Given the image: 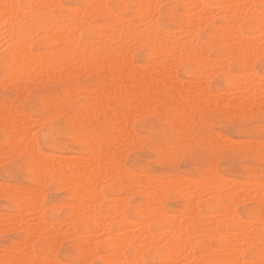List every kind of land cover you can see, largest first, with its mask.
Listing matches in <instances>:
<instances>
[{"label":"bare ground","instance_id":"obj_1","mask_svg":"<svg viewBox=\"0 0 264 264\" xmlns=\"http://www.w3.org/2000/svg\"><path fill=\"white\" fill-rule=\"evenodd\" d=\"M127 1L115 0V4H119L121 7ZM129 1L134 6L133 19L114 13L110 6L111 0H85L84 5L79 7L75 5L74 9H70L68 13H62L58 9L60 6L58 0H25L28 7L24 8H29L28 10L21 9L18 6V0L16 2L14 0H0V48L5 53L3 64L6 65V75H8L7 72L10 69L15 71L22 68L23 73L26 70L31 76H45L52 73L53 70L63 73L72 67L74 70L76 69L74 67L85 68L88 65L90 66V63L97 61L107 66L106 71H113L116 80L84 94L86 103L81 105V109L87 117H91L89 112L93 109L109 110L118 108L113 112L108 111L107 117L110 126L102 135V137L105 136L104 138L101 137L99 141L94 142L88 138L92 135L75 134V136L87 137L84 144L88 153L80 154V156L73 157V159H57L55 156L56 160L54 161L39 157V150L36 151L34 149L36 147L34 146L35 143L32 144L36 138L32 140L33 137H30L33 142H29L30 140L27 138V141L24 137L36 136L31 133V130H33L30 128L31 122L29 119H31V116L30 118L26 117L27 115L25 116L20 109H0V129L8 137L10 144L8 145L14 146L18 150H25L24 153L30 158L31 174L29 178L38 185L41 183L42 173L45 171L47 173V170H49L61 182L62 185L60 184L59 187L64 186V188H67L72 198L69 205L67 202H63L64 205L67 203L66 206L68 205L69 208L65 218H57L58 221L55 222L56 219L53 223L44 220L43 202L41 201L43 195L41 196L40 189V192L37 188L25 190V188H20L22 187L20 185H18L20 187L15 185L3 188L0 195L8 197L10 201L17 205L18 211L13 213L14 216L12 214V221L14 219L13 222H17V225L20 223L26 234L24 233L25 237L20 242H15L13 245L0 249V264H65L55 253L60 230L69 234L66 235V238L70 236L77 240L74 244L77 264L92 262L94 259H98L100 264H158L156 263L158 259L161 262L159 264H264V188L261 189L262 192H258V190L254 194L250 184V188H248L251 189L253 195L249 190L247 192L241 190L242 193H246V195L244 194L247 196L246 198H248V195L251 196L248 201L250 199L256 203L255 209L250 211V214L254 217L253 219L256 220L254 221L251 218L253 222L251 219H249L251 222L245 221L246 219L244 220L235 211L234 207L241 202V198L244 196L235 188L232 190L233 187H231V191L229 190L230 192L224 194L229 200L227 203L220 202V197L212 198L208 206L212 208V210L210 209L211 212L213 211L210 212L212 215L199 210L195 206V199L187 202L185 212L181 215L174 212V214L170 213L168 215L165 214V211L160 212H164L160 214L158 204L157 206L147 203L140 204L135 208L136 216L141 218L140 220H129L127 218V212L118 203L119 201H125L126 203V200H116L103 207L100 206L108 198V196L105 197L102 191V179L109 176L108 181L116 173L126 175L131 172V170L127 172L126 167L124 168L121 165L123 159L120 161V156L123 154H121L122 141L119 138L123 135L126 136L128 133L125 131H128L131 127L127 124L128 113L127 111L123 113L120 105V100L124 99L127 93H130L127 88L151 89L157 87L159 83H164L180 93L177 97L178 101L183 99L207 100L209 103H218L220 107L229 106L232 110H239L244 113L252 108L264 107V76L254 71L252 63L254 55H264V0H259L258 4L253 3L252 0H245L246 3H242L246 4L244 7L240 4L242 0H218L216 4H209L204 0H178L184 6V11L182 14L179 13L181 23L174 29H167V27L163 29L158 23V17L155 13H158V2H161V0ZM71 7L73 8V6ZM53 10H56V14L52 13ZM215 11L219 12L218 16L220 13L222 14L223 18L219 23H216L213 19L214 15L212 16V14L216 13ZM241 15L244 17L246 27L248 26L247 30L252 27H249V20L252 19L256 22L252 32L247 33L235 23V19H239ZM205 24L210 26V30L205 35H201L199 31ZM32 44L41 46L43 49L39 52H33L31 50ZM137 48L146 50L144 56L146 63L143 62L144 66L142 67L136 66V63H133L131 59V54ZM211 54L216 55V57L212 58ZM173 59L175 63L180 61V63L185 64L188 74L197 79L201 78L200 81L204 79L206 74L219 73L232 89H237L236 92H234L235 89L234 91L232 89L228 91V93H235L234 100L223 99L219 101L220 103L215 102L216 96L212 94L213 92L204 83V80L203 83L199 81L200 85L198 86L195 84L196 82L188 78L191 79V82H194V84L191 83V85H194L192 87L184 84L185 81H179L177 71L173 68L175 64L171 62ZM231 59H238L239 65L245 70L241 71V73L244 72L242 75L230 71L227 63ZM171 63L174 65L172 66ZM5 74L3 77H7ZM12 74L13 72L9 73V76ZM195 85L198 87H195ZM161 86L159 87L161 88ZM193 87L199 90H195ZM221 95H223L222 92ZM219 98L221 99V97ZM62 105L64 106V104ZM137 108L140 111V108ZM132 110L136 111L135 109ZM115 114L117 115L114 116ZM110 117L113 118L109 119ZM170 118L172 117L170 116ZM170 118L168 117V119ZM123 151L125 152V150ZM47 154L49 155L46 152ZM11 156H15L14 153ZM11 156L8 158H11ZM119 167H123V169L119 171ZM142 173L140 176L135 173L136 176L133 177L139 187L138 193L147 196L150 202H155L158 199V193L161 194L158 190L161 179L159 183L156 181L157 179L155 180L151 176ZM132 174L134 175V171ZM176 177H171L173 182ZM178 177L175 180L176 182H180L182 178V176ZM167 178L169 182L171 179ZM190 179L192 178L190 177ZM163 180L165 181V179ZM182 180L185 179L182 178ZM192 181L194 182L193 179ZM216 181L214 184H211V181L209 183L214 185L211 188L212 191L214 188L218 189L221 186L222 181L221 183L217 182V185L220 186L215 187ZM173 182L169 184L173 185V189L177 188L178 190L180 187L174 186L178 184H173ZM181 182L180 184L183 185V182ZM238 182L237 185H240L241 182ZM250 182L254 181L250 180ZM206 183L205 185H207ZM188 184L190 183L188 182ZM171 185L170 189H172ZM194 185H197V183ZM205 185L201 184L199 188L204 186V191H206ZM229 185H233V182ZM242 185L244 184L240 186ZM261 185L263 187V184ZM183 186L181 187L183 188ZM255 186L258 187V185ZM168 187L167 189H169ZM242 187L248 189L245 185ZM192 188L188 187L190 190L188 191H194V188L198 187L194 186ZM170 189L168 191H171ZM224 189L228 190L229 188L225 187ZM238 190L240 189L238 188ZM186 191L187 189L184 193ZM199 191H202V189H199ZM196 192H194V195ZM219 192L222 197L221 191ZM249 192L250 194H248ZM188 194L186 193L185 196ZM127 197H124V199ZM194 198L196 197L194 196ZM118 199L121 198L118 197ZM5 215H2L0 211V224L2 225L5 222L1 223V218L9 217L8 213V217H5ZM161 218L166 221L165 226L158 225V219ZM7 222L9 221L7 220ZM73 222L76 226H71ZM6 224L5 226L8 227V224ZM9 224L14 225V223ZM54 224H58V226L56 225L58 228L53 226ZM39 233L48 238V241L43 244L45 251L42 254L30 244V240L33 239L31 236L34 234L37 236ZM95 237L96 240H94ZM153 247L156 250H153ZM158 247L163 249L164 252L158 251ZM124 250H127L129 254L125 255ZM247 256L251 257L252 261L247 260ZM66 264H69V262H66Z\"/></svg>","mask_w":264,"mask_h":264},{"label":"rangeland","instance_id":"obj_2","mask_svg":"<svg viewBox=\"0 0 264 264\" xmlns=\"http://www.w3.org/2000/svg\"><path fill=\"white\" fill-rule=\"evenodd\" d=\"M16 1L17 0H14V2ZM58 1L60 3L58 9L62 13H68L70 9H74L75 5L76 7H79L84 5L85 2V0ZM204 1L209 4H216L218 2V0ZM244 1L245 0H242V2L240 3L243 7L246 6V4H242L246 3V1ZM252 1L255 4L259 3V0ZM18 6L21 9L23 8V10L29 9H25L28 7L25 0H18ZM66 6L67 8H69H65ZM70 6H73V8H70ZM110 6L114 13L126 18L128 17L129 19L134 18V6L129 0L126 3H123L121 7L119 4H115V0H111ZM183 11L184 6L179 3L178 0H161V2H158V13H155V15L156 17H158V23L163 29H166V27L167 29H174L178 25H180V14H182ZM23 12L26 13L25 11ZM52 13L56 14V10H53ZM216 13H213L212 16L214 15L213 19L216 23H219L223 17L221 13L219 14V16V12ZM235 23L247 33L252 32V29L255 28L256 24V22L252 19L249 20V27H252L250 30H247L248 26L246 27L245 25L246 22L243 15H241L239 19H235ZM209 30L210 26L205 24L200 29L199 33L201 35H205V33ZM42 49L43 48L41 46H36L33 44L31 45V50L33 52H39ZM145 52L146 50L144 48H137L131 54V59L133 63H136V66L139 65L142 67L144 66V63H146L144 58ZM211 57H216V55L211 54ZM253 57L255 58H252L254 71L256 73H259V75L261 74V76H264V55L257 54ZM173 61L174 59L171 60V62ZM4 62L5 53L3 52L2 48H0V109H20L25 116L27 115L26 117L30 118L31 116V119H29L30 122L32 124L35 122L33 124L34 127L30 123V128L33 129L31 130V133L36 136L24 137L26 138V140L27 138L28 140H30L32 137V140L36 138L34 139L35 142H33L32 140H30L29 142L32 141L33 145L35 143L34 146L36 147H33L34 149H36V151L39 150V157H44L48 161H54L56 160V158L73 159V157L80 156V154H86L88 153V151L84 143L87 137L75 136V134L79 133L92 135L88 136V138L92 139V141L95 142L99 141L104 132L109 128L110 122L107 117L108 111L113 112L118 108H111L109 110L93 109L89 112L91 117H87L81 109V105L86 103L84 94H86L88 91H93L94 88L103 87V85L105 86L106 84H108V82L116 80V76L113 74V71H106L107 66L95 61V63L92 62L90 63V66L88 65L85 68L74 67L76 68L74 70L72 67L70 69L71 71L68 69L63 73L58 72L57 70H53L52 73L45 76H31L30 73L26 72V70L25 73H23V70H21L22 68L20 70L16 69L15 71L14 69H10L8 72L6 71L8 74L6 75L5 70L7 69L6 65L3 64ZM173 63L175 65L173 64V66L172 63L171 65L177 71L178 80H182V82L185 81L183 83L187 86L192 87L194 82H196L195 84L199 86L201 82L203 83L205 81L204 83L209 86V88L213 92L212 94H215L214 96H216L215 102H219L223 99H228L231 101L234 100L233 98L235 93H228V91H231L229 89L232 88L224 81L225 79L219 73L216 72V74L214 75L206 74L203 79L204 81H200L201 78L197 79L193 77V75L188 74V69L185 64L180 63V61H178L177 63ZM227 64L230 71L232 73L234 72V74L239 75L241 71H245L239 65L238 59H231ZM232 65H234V67H232ZM10 71L13 72V74L9 76V73H11ZM3 72L7 77H3ZM242 73L240 75H242ZM22 75L24 78L22 77ZM205 77H207V79H205ZM188 78H191L194 82H191V79L189 80ZM191 83L193 84L191 85ZM197 85H195V87ZM159 86H161L162 89ZM168 87L169 86L165 85L164 83H159L157 87L155 86L151 89H136V87H129L127 88V90H129L130 93H127L126 96H124V99L120 100V105L122 108L121 111H123V113H126L127 111V124L131 126L128 129L129 132L125 131L128 133L126 135L127 137L123 135L119 138L118 136V138L122 141L121 154L123 155L120 156V161L123 159V161H121V165L124 166V168L126 167L125 169L128 170L127 172H129L130 170L131 172L127 173L126 175H123L121 172V174L116 173V178L115 176H111L110 180L108 181L107 179H109V176H106V179H102V191L105 197L108 196L109 199L106 198V200L103 201L100 206L103 207L104 205L113 203L116 200H126L128 203H125V201H119L118 203H120V206L127 212V218L129 220H140L141 218H138L135 213V208L140 204L147 203L152 206H157L158 204V209L160 210L159 213L165 211V214L167 213L168 215L170 213H180L179 215H181L185 212L186 204H188L187 202L195 199V206L199 210L205 213L208 212V215H212L210 214L212 208L208 207L211 203L212 198L220 197V202L224 204L227 203L229 200L227 197H225L224 194L230 192L231 187H233L232 190L235 188L240 193H242L241 190L244 192H247L249 190L251 192V195H253L252 191L254 194H256V191L258 190V192H262L264 190H261L262 188H264V107L252 108L253 110L251 109L248 112L244 113L239 110H232L229 106L220 107L218 103H209L207 100L200 101L197 99H183L181 101H178L177 97L180 95V93L176 89ZM194 89L199 90L198 88ZM234 89H232V91H234ZM236 90L237 89H235L234 92H236ZM173 91L174 93H172ZM221 92L223 95H221ZM219 97H221V99ZM62 104H64V106ZM137 107L140 108V111ZM69 109L71 110L70 112ZM132 109H135L136 111ZM131 111L133 112L131 113ZM116 115L117 114H115L114 116ZM170 116L172 118H170ZM113 117H110L109 119H112ZM168 117L170 119H168ZM32 118L34 119L33 121ZM128 119L130 120L129 122ZM131 130L134 132H132ZM104 137L105 136H103L102 138ZM0 140V153L3 152V155L0 154V191H2L3 188L9 186L12 187L15 185L16 187L22 186L20 188H25V190L37 188L39 191L40 189V191L42 192L41 196L43 195L41 201L43 202L44 220L53 222L57 218L64 219L69 209L68 205L71 203H69V201H72V198L68 192L69 190L67 188H64V186H61L60 188L59 185L61 184V182L56 178L55 174L49 170H47V173L46 171L42 173L43 176L41 175L42 177L40 179L41 183L37 185L36 182H33V180L29 178L31 174L29 167L30 158L26 155V153H24L25 150H18L14 146H9L10 144L8 142V137L3 134V131L1 129ZM11 150L14 152H12ZM123 150H125V152ZM10 151L12 152V154L14 153L15 156H11L12 154ZM40 151H42L43 153L41 152L40 154ZM46 152L49 153L50 156L48 154L46 155ZM53 154L55 155L53 156ZM10 156L11 158H8ZM118 169L120 171L123 169V167H119ZM133 171L134 175L132 174ZM140 172H143L142 174H147L146 176H151L155 180L157 179L156 181H158L159 183L161 179V184L158 187V190L161 192V194L158 193L159 196L158 199L155 200V202H150L147 196L138 193L139 187L134 181L133 177L136 176L135 173H138V175L140 176ZM175 173L177 177L175 176ZM120 175L122 176L120 177ZM178 176H182V178L192 184V186H190L187 181H183L180 177L183 183L180 179L178 180H180L183 185L186 183L187 185H189V188H192L194 186H197L198 188H194V191H191L192 193L189 192L190 190L188 189L186 184V186H183L179 181H177L178 183L175 181L177 178H179ZM167 177L171 179L169 182ZM171 177H176V179H174L175 183L173 182ZM185 177L188 178L186 179ZM190 177L194 180V182L199 180L198 182H196L197 185H194L196 183H194L192 179H190ZM162 178L165 179V181ZM188 179L192 182H190ZM162 180L164 181L163 183ZM226 180L228 181L224 182ZM231 180L233 182V185L237 186L240 190H238V188L233 185H229L232 184V182L229 183V181ZM246 180L248 181V183ZM250 180L254 182L251 183ZM259 180H262V183ZM204 181L207 182H205L207 185L210 183V181L212 182L211 184H214V182L216 181L215 187H218L219 185H217V182L221 183L222 181V183L220 184L221 186L219 185L220 187H222L223 185L222 189L219 190L221 191L222 197L220 195V192L218 191L220 187L218 189L216 188L217 190L214 188L213 192L211 188H213L214 185L209 184V189L210 191H212L210 192L208 186L205 185V183H202ZM234 181L236 182V184ZM238 181L241 182V184H244L247 188L251 184L250 187L253 188V190L251 191V189H249L250 187L246 190V188L242 187L244 185L240 186L241 184L237 185ZM170 182L171 184L172 182L173 184H178L174 186L180 187L178 188L179 191L177 190V188L173 189L174 187L172 188L173 185L169 184ZM223 183L225 184L226 188H229L228 190L224 189L225 187ZM258 183L263 184V187ZM201 184L206 186V191H204V186L202 188H199ZM226 184L229 186H227ZM252 184L258 185V187L260 186L259 189H257L258 187L255 185L252 186ZM28 185H31V187H29ZM170 185L172 189H170ZM181 186H183L184 190H182L183 188ZM167 187L171 191H168L169 189H167ZM185 188L187 189V191L184 193V191L186 190ZM180 189L182 190V193ZM199 189H202L204 193L202 191H199ZM195 191L197 192L194 195ZM205 192L207 193L205 194ZM250 192L248 194H250ZM186 193H190L191 195L188 194L187 196H185ZM197 193L198 195L196 196ZM199 193L202 195H200ZM242 194L245 198L242 197L241 202L234 208L235 211L244 220L246 219L245 221H250L249 219L254 218L252 217V214H250V211H252V209H255L256 203L250 200V195L247 194L248 198L250 197L248 201V198H246L247 196H245L246 193ZM117 196L121 199H118ZM126 196L128 197L124 199V197ZM194 196L196 198H194ZM110 197L113 199H111ZM64 201L68 203L67 206V203L64 205ZM122 202H124V206L121 205ZM50 204L51 206H49ZM45 205L48 207H46ZM0 211L2 215L6 214L5 217L9 216L8 218H5L6 220L4 218H1V223L5 222L8 224V227L5 226V223L3 225L0 224V249H3L7 246L13 245L15 242H20V240L25 237L26 232L21 228L20 223H18L17 225V222H13L15 221L14 219L12 221V214L17 213L16 211H18L17 205L10 201L8 197L3 196L2 194L0 195ZM58 219L55 222H57ZM7 220L9 222H7ZM253 220L256 221L255 219ZM9 223H14V225H11ZM56 225L58 226V224H54L53 226ZM73 225L76 226L74 222L71 226ZM158 225H166V221L164 220V218L158 219ZM69 228L71 227L69 226ZM34 235L31 236L33 239L30 238V244L37 251H39V253L42 254V252L45 251L43 244L48 241V238L42 233L37 234V236L36 234ZM66 235L68 236L69 234H66V232L60 230L57 241L58 245H56L55 253L57 257L65 264L66 262H69V264H77L75 260L76 253L74 247V244L77 242V240L70 236L69 238H66ZM94 240H96V237L94 238ZM211 243L213 244V242ZM153 250H156V248L153 247ZM158 251L164 252V250L159 247ZM124 253L125 255L129 254L127 250H124ZM247 257V260H251V257ZM156 263L159 264L161 262L158 259V262ZM84 264H100V261L98 259H94V261L85 262Z\"/></svg>","mask_w":264,"mask_h":264}]
</instances>
